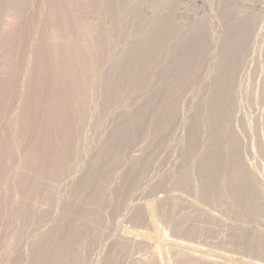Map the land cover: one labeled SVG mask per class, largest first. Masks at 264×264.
<instances>
[{
    "label": "rangeland",
    "instance_id": "374dc122",
    "mask_svg": "<svg viewBox=\"0 0 264 264\" xmlns=\"http://www.w3.org/2000/svg\"><path fill=\"white\" fill-rule=\"evenodd\" d=\"M182 1H184L183 5L185 4L184 6H187L186 8H188L187 10L185 8L186 12L189 10V13L193 12V14L197 15L195 19L197 18L203 19V16L205 15V13L208 14V12L210 11L213 12L214 11L213 9L216 10L215 12L216 14L218 13L217 16H219V12L217 11H220L218 8L223 3L222 0L221 1L219 0L220 3L222 2L221 4L219 3L218 0H217L218 2L214 0L215 3H218L219 5L218 7L217 4L213 3V0L212 1L206 0L205 4L207 1L212 3V5H210V3L207 2L206 4L207 6L205 4L201 5L197 3V1L195 0L194 1L182 0ZM240 1L241 0H233L231 3L232 8L235 6L236 7L240 6L239 5ZM103 2H104L103 0H99V1L98 0L97 1L96 0H82V1L81 0H29V1L25 0L24 4H22L19 9L13 8L15 11L12 9L13 12L15 13H12V10H11L12 7H10L9 9L10 12H9L8 10L9 6L8 8L7 6L5 7L4 4H3L4 6H2L3 7L2 8L3 9L2 10L3 11L2 22L5 28L3 30H5V32L2 30L4 34L0 33V39L2 41L0 44V68H1L0 75L1 73L3 74L0 76V79H1L0 81V102H1L0 107L2 108V105H3V108H2L3 110L0 108V137H1L0 138V147H1L0 152H4V150L5 152L3 153L4 156L0 153L1 155L0 156V161H1L0 167L2 168L0 169V184L2 181L3 183L2 187H4V185L5 187L3 189L0 187V196H1L0 197L1 199L0 200V219H1L0 220V232H1L0 240H3L4 244H6L8 241L11 244L13 242L10 248L17 247L16 245H18V243L20 242L21 245L19 247L21 248L22 246L21 248L22 252L20 248L19 250L22 255L20 254L21 257L18 258L20 260H18L16 257V261L14 264L16 263L17 264L18 263L19 264H25V263L26 264H51V263L58 264V262H60L59 264H62L64 263L62 261H65V260H66L65 264H70V263L72 264L75 261L74 257L77 256L78 258L79 256L82 255L80 253L81 251L83 252L82 256L83 257L85 256V258L81 256L82 259L80 258L76 259L74 264H78V263L79 264H94V263L95 264H125L127 263L126 260L128 261V264H132L136 260L135 258L139 256L140 257L142 255H143L142 257L149 256L148 253L150 249L148 250V248L146 249L144 247L138 248L136 246L128 248L129 246H125L124 244L122 245V243H119V242H117L119 244H115L116 241L113 242V240L116 237L115 236L117 234L116 232H118V230H120L121 232V228H123L124 226H127V227H124L127 229L134 228V225L136 224V222H134V219L136 216H138V214L140 215V211H137L135 208H137L138 205L140 206L143 201L144 203L150 202V201L152 202L154 199L158 198L159 196L165 197L167 195L170 196L172 194H178L180 196H183L182 198L183 200L185 199V202H186V199L191 202L193 200V204L195 203L194 205L198 206L197 209H201V210H198L199 212L196 211L197 212L196 213L192 211L191 207L186 205L185 202L184 203L179 202L177 199H176L177 201L175 199L173 200V202L172 200L171 202L169 201L170 203H168V201L165 202V204L167 203L168 205L167 204L160 205V208L161 207L162 208L161 210L160 209L159 210L162 211V213L159 214L160 211L158 212V216H159L158 225H161L159 227L161 229L164 228V230L168 228L167 234L170 235L169 237L174 238V239L178 238L180 240L185 239L184 241L186 242L188 241L191 243L192 241V244H198L202 247L210 249L211 251L213 250V252H220V253H224L228 255L230 254L233 257L239 258L241 260L245 259L246 261H249V262H254V263L256 262V263L264 264V205H263L264 198L262 195L257 194L258 193L257 190L259 186L262 189H264V186H263L264 185V156H263L264 148H263V145H261L264 142L263 141L264 140V116H262L264 113V51L262 54L260 49L258 50V48L255 47L254 48L255 50H254L253 48H251L252 45H250L251 42H254V45H257V40H255L252 37L255 34V32H253L255 31L254 22H256V24L258 23L260 24L261 23L260 17L258 19L260 20L259 22L257 21V19H253V18L248 19L247 25H245L244 28L242 29L243 31L241 30L237 32L236 30L233 32L231 30L230 32L227 31L228 34H225L224 30L222 31L220 30L221 29L220 25L216 24L221 21L216 16L217 18L213 17V22H216L215 26L217 25L218 28L212 27L214 26L212 24H211L212 28H210V30L212 29V31H214L215 33L208 30L209 28L208 27L209 25H208L206 28V31L208 30L210 33H208V31L206 32L205 28L203 29L200 28L201 30L199 29L198 31L196 29L194 32H191L188 34H182L181 37L177 39L178 41L174 43H172L171 40L169 39L171 37V34H169L170 33L169 30L168 32L166 31L167 28H161L165 30L157 29L156 30L158 32L157 34H159L158 38L156 37L157 34H155L156 31L151 32L158 39L157 41L159 42L160 41L159 39L162 36L164 38H162L159 43L156 41V43L154 44V42L152 43L151 41V44L147 45L150 42L149 41L150 37H148L147 39L149 40L147 39H146L147 41L143 40L144 45L143 43H141L142 47L144 46L143 50H142L141 45H140L141 47L140 49L142 51L139 50V48L137 49L141 52L137 53V50L136 52L134 50L131 53L129 52V55H127L128 53L123 55L122 60H121L122 62L121 61L118 62L119 60L117 61L118 64L116 62V64L118 65L117 70L119 69L118 70L119 72L118 71L115 72L117 73V75L114 77L115 80H100L101 84L103 85V87H100L101 84H97L98 82L93 83V81L95 80V75H98L99 73L101 74H99L98 76L101 77L102 79L101 75L103 72L102 70L101 72L100 71L98 72L97 69L100 70L102 69V67L104 69V66L110 63V60H111L110 58H112L113 53L110 55L109 53H111L110 52L111 49L117 43L116 40L121 38L119 37L118 34H116L118 38L114 39L112 37L111 31L113 29L111 31L109 30L111 29V27H109L111 26L109 24L110 18L107 15L106 10L103 9L104 7ZM250 2L252 4L260 3L259 5L261 6L264 5V2L262 0H250ZM210 6L212 7V9ZM21 8H25V9L22 10ZM209 8L211 10H209ZM256 8L255 10L260 12L259 7L257 6ZM4 9L8 10L6 12L9 15L7 13L4 14L5 13ZM100 9H103V10H100ZM18 10H19V14L21 13L20 11L24 13L23 14L21 13L19 15L17 14ZM215 12L212 13L213 16L216 15L214 14ZM11 15L12 17L14 16L15 19H13ZM16 15H18V17H16ZM106 15L108 19L106 18ZM9 18H11L12 20L11 19L8 20ZM104 19L107 21H105ZM20 20L22 21L20 22ZM253 20H256V21H253ZM162 24L166 26V24L168 23H165V24L162 23ZM13 25L15 26L14 28H12ZM90 26L92 27V29ZM119 26L122 27L121 24ZM52 27L53 28L56 27L57 29L56 28L53 29ZM94 28L96 30H94ZM213 28H215L216 31L218 30L217 34H216V31L213 30ZM8 29L12 31L14 30L15 33L14 31L8 32ZM82 29H83V32L87 33L86 36H84L86 33L83 34V32H80L82 31ZM54 30L55 31L57 30L59 32L56 31L57 32L56 33ZM99 31H102V32H99ZM7 32L8 33L12 32V33L8 34ZM78 32L79 34H82V35H79ZM164 32H167V33H164ZM101 33H103V35ZM213 33L215 35L214 37H213ZM50 34L51 35L53 34V35L49 36ZM90 34H93V35L95 34V35L94 37L92 35V38H90L88 36ZM104 34H105V37H104ZM153 34L151 37H152V40H155L156 38L154 37L153 39ZM164 34H168V36L166 35L167 36L166 37ZM218 34L219 36H216ZM58 35H60L61 37H59ZM64 36L67 37V39H65ZM87 36L89 38H87ZM230 36H231V39H230ZM232 36L234 39H232ZM58 37L61 39H59ZM224 37L234 42L231 41V44H230L228 43V41L230 42V40L227 41ZM50 38L52 39V41ZM71 39L72 41H70ZM79 39L82 42V44L79 41ZM164 39L166 43L165 46L163 43ZM244 39L245 40L247 39L248 40L247 43L249 41L250 43L244 45V43L246 42ZM77 40L78 42H76ZM90 40H92L94 44L92 43V41L90 42ZM103 40L106 41V43ZM169 40L171 43L169 42ZM53 41L57 43V45L52 43ZM63 41L66 42L67 44H65ZM95 41L96 43L98 42L96 45L97 47L95 46L96 44ZM79 42L81 45L79 44ZM85 42H88V44L90 42V44L92 43L93 45L91 44V47L88 45L90 47L89 48L87 45L85 46ZM213 42L215 46L213 45ZM225 42L226 44L229 45V46L227 45L228 46L227 48H226ZM111 43L112 45H110ZM52 44L56 45L55 47H58L59 45L58 47L59 51L56 50L58 48H55V47L52 48L53 47ZM101 44L103 46H101ZM223 44H225L224 45L225 47H223ZM236 44L239 46H236ZM156 45H157L158 50L156 49ZM216 45H217V48H216L217 50H214ZM230 45L231 47L234 45L236 48L233 46L231 50ZM60 46L64 49L63 50L64 54L62 53V48ZM146 46H148L147 49H145ZM160 46L162 48H160ZM109 47H111L110 50H108ZM246 47L250 49H247ZM224 48H226L227 50L229 49L231 50V51L229 50L230 51L229 53H227L228 51H226V53L229 54L228 55L229 57L227 56V54H226L227 57L224 55L225 50H226V49L224 50ZM239 48L240 50L238 51ZM53 49H55V51ZM65 49H68V50H65ZM103 49L104 50L107 49L106 50L107 52L104 51ZM95 50L98 52H96ZM67 51H72L75 54L72 52L69 53ZM90 51L92 53H90ZM235 51H237L238 53H236ZM240 51L241 53H239ZM248 51H249V54H247ZM55 52L58 54L56 55ZM231 53L233 54V56H230ZM130 54L131 55L133 54V57L130 56ZM243 54L245 55L244 57H243ZM86 55H87V59L85 58ZM90 55L92 56L94 55V56L92 57ZM236 55L237 57H235V60H234V56ZM78 57H79V60L77 59ZM58 59L59 61H57ZM65 59H66V62H65ZM79 62H82V63H79ZM71 63L74 67L71 65ZM102 63L104 66L102 65V67L99 66L98 68V64L101 65ZM225 63L227 65L229 64L230 65L226 66ZM232 63L234 65H232ZM86 64L87 65L90 64L92 66L90 65L86 66ZM237 64L238 66H236ZM63 65L65 68L63 67ZM231 65L232 67L233 66L235 67L232 68ZM57 66H59V68L61 67L62 69L61 68L59 69ZM20 69H22L21 70L22 72L20 71ZM13 71L14 73H12ZM58 71L60 73H58ZM114 71L115 70H113V73ZM80 72L82 75L79 74ZM24 74H26V76ZM70 75H71V78H69ZM222 75L224 76L226 75L227 79H225V77ZM79 76L81 77V79L79 78ZM88 76L89 77L92 76V77L87 78ZM144 77H145V80H144ZM219 77L221 78L224 77V78L222 80ZM66 78L67 80L69 78V80L67 81ZM86 78L87 80L89 79L87 82H85ZM92 78H94L93 81L91 80ZM224 79L225 81L227 80L226 81L227 84L225 83ZM210 80L212 81L214 85L211 83ZM216 80L217 82L219 80L221 81L218 82L216 85ZM90 81H92L93 84ZM18 82H20L21 84ZM95 83H96V86L94 85ZM220 83L222 86L220 85ZM23 84L27 90L23 88ZM26 84H27V87H26ZM18 85L19 86L21 85V87H19ZM217 86H221L223 90L217 88ZM91 89H94L93 91L97 93L91 91ZM17 90L19 91V93ZM109 90L113 91V92H110L112 96L109 94ZM98 91H100V93ZM223 92H224L223 97L225 98L221 97ZM91 93H93L95 98L98 96L99 97L96 99L95 98L93 99L92 97L94 96H92ZM218 93L219 94L221 93V94L219 95ZM225 93H227L228 96L230 93L231 95L228 97L227 94L225 95ZM95 94H97V96ZM232 94L235 96H233ZM13 95H15L16 98L18 96L19 99L18 98L15 99V96ZM106 95H108L109 98L108 96L106 97ZM180 95L181 96L187 95V98L192 95L191 98L193 100L189 98L190 101H187L189 99H187L186 96L179 97ZM103 96L106 99L108 98V100L107 101H105L106 99L103 100L104 99ZM84 97L86 98L88 97L91 99L87 100L88 99L87 98L86 99L87 101H86L84 100L85 99ZM111 97H112V100H111ZM233 97L237 98L236 99L237 105L235 104V100ZM179 98H182L183 100L182 101L180 99L181 100L180 104H179ZM185 98L187 100H185ZM12 101L14 102V105ZM81 101L83 102L85 101V102L83 103ZM123 101H126L125 103L127 106L123 103ZM100 103L101 105H99ZM81 104H83L82 106H85V108L82 107ZM91 104L93 106H90ZM183 105L185 108L183 107ZM86 106L87 107L89 106V107L86 108ZM241 107H242V110H241ZM238 108L240 110H238ZM239 111L240 112L242 111L241 113H243L244 111L245 112L241 116L240 115L241 113ZM10 112L13 115L12 117H10L11 116ZM91 113L96 114V116ZM97 113L99 114L98 116H97ZM236 114L237 116H235ZM81 115H85L86 119L89 118L88 116H91V115H94L95 117H97L99 120H101V123H99L98 125L96 124L99 128L96 125L93 127L89 125L88 127L87 120L83 118V116ZM174 115L176 116V118L179 116L181 121H184L186 124L184 122L183 123L180 122L182 124H178L180 119L177 118L178 120L176 121L173 120L175 118ZM15 116L17 117L15 118ZM5 118L7 119L9 118L11 122H9V119L5 120ZM12 118L14 120L16 119L15 120L16 122L13 121ZM237 118L238 119L240 118V119L238 120ZM80 119L82 123L83 121H85L84 125H82ZM12 121L14 122L13 125H12ZM170 123L171 125H169ZM162 127L165 128V131H163L164 133L161 132L162 129L159 132V128H162ZM4 129H7V130H4ZM168 130L169 132H167ZM176 131L178 133L177 135H175ZM172 132H174V134ZM160 133H163L164 135L166 134L165 137H163L164 135ZM172 135L173 137L175 136L177 137L173 138ZM167 136L169 138H167ZM86 137L88 138L90 142L87 140ZM155 137H157V140ZM260 137L263 140L260 139ZM158 138H161V139H158ZM171 138H172V142L174 143L173 146H172L173 143L170 140ZM18 139L20 140L18 141ZM154 139H155V142H157L156 145H159V143L161 145L162 142L166 144L162 143L163 144L162 146L160 145L156 146L154 143ZM173 139H176V141H173ZM257 139L259 141L260 140L262 141L259 142L257 141ZM5 141H8V142H6L5 144L4 143ZM15 141H16V146H15ZM258 142L261 144L258 145L259 144ZM153 144L155 145V147ZM9 145L10 146L12 145V147L14 146L15 147L12 149V147H9ZM138 145L140 148L138 147ZM164 146H166L165 147L166 149L163 148ZM158 147H160L159 150L157 149ZM2 148L3 150L1 151ZM141 148H142V152L140 151ZM14 149L16 150L13 151ZM163 149H165L164 151L171 150V152L169 151L171 154H169L168 151L164 152ZM139 151L141 152V155L139 157L130 159V156L132 154L134 153L138 154L140 153ZM160 151H162V153H165V154L160 153ZM88 153L89 154L92 153L91 159L87 163L82 162V159L84 160V157L86 159L88 158L89 156ZM234 153H237V155L240 154L242 158L246 161V163H248V166L249 167L251 166L250 169L251 170L253 169L256 171L254 173L257 174L258 179L259 180L261 179V181H258L261 185L255 184V186H257L256 187L257 190L253 193V189H252L253 182L252 180L251 182H249L250 180L247 178L248 182H246V184L244 183L243 185L245 186H242L241 188L242 191L246 190L247 192L241 191L243 193L242 194L241 192L238 191L240 193L239 195L240 196L242 195L243 197L241 198L238 195L239 197L238 196L235 197L236 199H234V196L230 192L231 189L228 185L227 187L219 185L218 188H216V186L218 185L217 181L219 180L214 179L215 177H218L216 175L220 174V172L222 173L226 164H229L231 161L232 162H234L235 160L237 161V156L235 157ZM10 154L12 156L13 155L15 156L9 157ZM80 154L82 155V157L83 156L84 157L81 158ZM207 156L210 158H208ZM4 157L8 158L9 163H13L14 161L16 164L7 165L5 163L7 162L6 161L7 158H4ZM176 157H177V160H175ZM2 159H5V160L2 161ZM157 159H158V162H156ZM18 161L19 163H17ZM164 162L166 164H164ZM2 163H4V166L2 165ZM214 163L216 165H219L220 167L218 166L217 168ZM121 164L123 165V167H121L122 166ZM172 164H174V166ZM111 166H113L114 168ZM214 166L216 167L217 171L213 169L215 168ZM107 168L110 170V172ZM112 168L114 170L113 172H112ZM183 168L184 170L182 171ZM206 168L207 170H205ZM4 169H6V172H5L6 174L2 172V170ZM169 169L172 171H170ZM193 169L195 170L197 169L198 172L197 171L194 172ZM212 169L216 173L218 171L220 172H218L217 174L215 173L213 176V173L211 172ZM218 169H223V170L221 171ZM161 171H162V174H161ZM210 172L213 177L210 175ZM184 173H185V176L187 177L182 175ZM197 173L198 174L201 173V174L198 175ZM2 174H4L5 176ZM7 174L8 176H6ZM150 174H152L153 176ZM207 174L210 176H208ZM55 176H57L58 178ZM151 176L153 179L156 178L157 180H159L160 177L161 178L165 177V179L160 180L162 184L164 185V187H162L161 189V185L154 184L156 179L155 180L151 179ZM188 176H190L189 177L190 180L192 179L190 183H189L190 180L188 182L185 181L186 179L188 180ZM49 177L51 179H49ZM180 178L181 180L179 182H181L180 184L182 185H180L178 182V179ZM57 179L59 180L58 182L56 181ZM65 179H67L68 182ZM50 180H52V182ZM162 180L167 184H164ZM207 180L209 181L211 180V183L213 182L215 184L213 185L216 188V192L214 196L209 197L208 199L205 198L204 196L205 193L203 194L202 192L205 189H208L207 187H210V186L201 187V186H206L210 184L209 181H208L209 184L208 182H205ZM63 181H64V184L62 183ZM108 181L110 182V184H108L109 183ZM69 182L71 185L69 184ZM183 182H187L188 185H190L191 183L193 185L194 183V185L187 186V183L185 185V183L183 184ZM59 183L63 184V186L60 185ZM65 184H67V186ZM248 184L250 185L249 187H247ZM196 185H197V189H196ZM199 185L201 189L199 190L201 191V193H199L200 191L198 190ZM51 186L53 187L54 190L51 188ZM103 188H105V192ZM243 188H246V189H243ZM57 190H59V192ZM193 190L195 193L193 192ZM48 191L50 192V194ZM44 192L47 194H45ZM154 192L156 193L154 194ZM197 192L199 194H197ZM249 192L253 193L254 195L250 194ZM57 193L58 194L60 193L61 196L60 194L58 195ZM33 194H35L36 196ZM146 194L148 195L147 196L148 198L146 197ZM248 194L249 196L250 195L251 196L248 197ZM125 195L126 196L128 195L126 198L127 200L125 201L128 204V206L125 202L123 205H118V202L119 204L120 202L122 204V202L125 200V197H126ZM10 196L11 197L13 196L12 199H14V202H15V203L13 202L14 204L12 203ZM3 198L7 203L6 202L4 203V200L2 202ZM219 199L221 201H223L224 199H229V201L226 202V205L224 204L221 205L220 204L221 201ZM8 200H9V203H8ZM95 200L99 203V205H97L98 203ZM16 201L18 204L16 203ZM251 201L253 204L250 203ZM53 203L56 205L53 206ZM134 204L135 205L138 204V205L135 206ZM12 205H13V208H11ZM163 205L164 207L167 206L165 207L166 209H164ZM187 206L190 209L187 208ZM42 207L45 209V211ZM100 207H102L103 209H101ZM93 210L94 211L100 210L99 213H101L102 215L103 220L101 221L102 223L100 224L98 229L95 227L94 223H92L93 225L92 224L86 225V223H81V222H84L81 220L83 219L86 220L89 217L91 218L97 215L96 213L94 214ZM166 210H168V212H166ZM169 210L171 212V214L169 215V220L170 218L174 217V215H175V220L179 218L180 216V219H178V221L179 222L181 221V223H184V224H181V227L183 228L174 230L172 228L171 223L167 222L168 218L166 219V217L168 216L167 214L169 213ZM118 211L120 213L122 211V213L120 214ZM164 211L167 214L163 213ZM178 211H181V212H178ZM204 211L213 212L212 214L214 215L217 214L219 216L218 218L221 221H223L222 224L225 223L226 221L227 226L226 227L223 226V228H222V225L219 226L220 225L218 223L219 220L217 219H215L214 221H209L208 218L205 217ZM16 213H19V214H16ZM39 213H41L42 215ZM50 213H52L54 216ZM87 214L88 215L90 214V215L88 216ZM91 214H93L94 216H91ZM181 214H183V216ZM124 215H127V217ZM163 215L165 216L164 218H163ZM176 215H178V217H176ZM86 216L88 217L86 218ZM181 216L183 217V219ZM106 217L107 219L105 220ZM130 217L131 219H133V221H131ZM63 218L65 219L63 220ZM39 219L40 220L43 219L41 221L42 223L38 221ZM93 219H97V218L95 217ZM172 219L174 220V218ZM34 220H35V223H34ZM56 220L58 222H56ZM136 220L139 221V219H135V221ZM140 220L142 221L143 219H140ZM141 221L137 223L138 225L137 224L135 225V230L136 228L138 230L139 229L143 230V227H145L143 231L148 230V226L146 225V223H144V221H142L141 223ZM78 224L80 225L79 227H78ZM37 225L39 227H37ZM42 225L45 227H43ZM76 225H77V228H76ZM185 225L190 227L187 229L186 232H184V230H186L184 228ZM82 226L84 228H82ZM33 227L35 228V230L30 229ZM48 227H49V231L47 229ZM80 227L82 229H87V230H84L83 232V230H81ZM74 228L77 229L76 230L77 232L74 230L75 234L74 232H71ZM191 228H192V231L194 230L193 232L190 231ZM171 230H173L174 232ZM14 231H17V233ZM28 231H30V233L33 234V236L35 235V237H37V238L33 237L34 239H36L34 242L35 245L34 244L31 245L29 244L30 242L28 243V241H26L28 240V238H25V236L27 235ZM78 231H80V235H82L83 237L78 235L79 234ZM194 232L196 233L195 234L196 238L193 237ZM197 232L199 233L200 236L198 235ZM71 233H73V235ZM16 234H18V236ZM74 236L78 238L79 240L76 239ZM13 237H15L14 238L15 241L13 240ZM71 237H73V239ZM20 238L26 239L25 241L24 239L21 240L24 243L26 242L25 244L23 243L24 245L21 243ZM74 238L76 240H74ZM65 239L68 243L67 242L64 243ZM73 240L74 242H72ZM84 242H86V244H84ZM75 243L78 244L79 246L78 245L76 246ZM110 243L112 246H110ZM113 243L116 246L113 245ZM67 244H69L70 246H67ZM120 244L121 246H123L122 247L123 249L120 248V246H117ZM63 245L65 248H67L66 250L65 248L63 249ZM93 245H96V246H93ZM68 247L69 248L73 247L72 250L73 249L77 250L79 247V249L77 250L78 251L77 253L79 256L76 255L77 254L75 253L76 251L75 252L74 250L71 251ZM115 247H116V250L119 247L118 252H116ZM61 249L64 251V252L62 251V253L64 254L61 253ZM127 250L128 252L126 253ZM65 251H67L70 254V256ZM55 255H57L58 257H55ZM66 255L68 256L66 257ZM72 255H74V257ZM133 255L135 257H133ZM115 256L117 259L115 258ZM72 257L73 259H71ZM129 257H131V259H129ZM58 258H60L59 259L60 261L58 260ZM78 260L81 262H79ZM100 260L102 261L100 262ZM129 261L132 263H129Z\"/></svg>",
    "mask_w": 264,
    "mask_h": 264
},
{
    "label": "bare ground",
    "instance_id": "6f19581e",
    "mask_svg": "<svg viewBox=\"0 0 264 264\" xmlns=\"http://www.w3.org/2000/svg\"><path fill=\"white\" fill-rule=\"evenodd\" d=\"M24 1L25 0H0V33H3L4 34V32H5V30H3V29H5L4 28V24H3V22H2V20H3V7L2 6H4L5 5V7L7 6V8H8V6H9V8H8V10L10 9V7H12L11 8V10L13 9V8H15V9H19L20 7H21V5L22 4H24ZM29 1V0H28ZM82 1V0H81ZM97 1V0H96ZM99 1V0H98ZM104 2V7H103V9L104 10H106V13H107V15L109 16V24L111 25V26H109L108 24V26L109 27H111V29H109L108 27V29L111 31L112 29V31H111V35H112V37L115 39V38H118V36L116 35V34H118L119 35V37H121L120 39H118V40H116V44L114 45V47L111 49V47H109V49L108 50H110L111 49V53H109V55L110 54H112L111 56H112V58H110L111 60H110V63H108L106 66H104L103 65V63L101 64V65H99L98 64V68H99V66H101L102 67V65L104 66V69H103V67H102V69H97L98 70V72L100 71L101 72V70H102V79H101V77H99L98 75L99 74H101V73H99L98 75H95V80L93 81V79L94 78H92L91 80L93 81V83L94 82H98L97 84H101V81L100 80H115V76L117 75V73H115V72H117L118 70H117V68H118V62H120L121 60H122V56L123 55H125L126 53H128L127 55H129V52L131 53V52H133L134 50H135V52H136V50L139 48V50H141L140 48L142 47V45H141V43H143V40H145V41H147V40H149V39H147L148 37H150V42L147 44V45H149V44H151V41H152V43L154 42V44L156 43V41L158 40L157 38H158V36H159V34H157L158 32L156 31L157 29L159 30V29H161V28H167V32H168V30H169V34H171V37L169 38L170 40H171V42L172 43H174V42H176V41H178L177 39H179L180 37H181V35L182 34H188V33H191V32H194L196 29H197V31L200 29V28H205V31H206V28H207V26L209 27L208 28V30L209 31H212V29L210 30V28H212V27H216V28H218V26L216 25L215 26V23L216 22H213V17H216L217 16V14H216V10L215 9H213L214 11L213 12H215L214 14H216L215 16H213V12H208V14H206L205 13V15L203 16V19L202 18H197V19H195V17L197 16V15H195V14H193V12H191V13H189V10L186 12L185 11V8L187 7V6H184L183 5V2L184 1H182V0H103ZM192 1H194V0H192ZM195 1H197V3H199V4H201V5H203V4H205V1L206 0H195ZM212 1V0H211ZM215 1H217V0H215ZM219 1V0H218ZM217 1V2H218ZM221 1V0H220ZM220 1H219V3H220ZM223 1V3H222V5H220V7H219V5H218V3H215L214 2V0H213V3L214 4H217V6L219 7H217L220 11H217V12H219V16H217L218 18H219V20H221L220 22H218V23H216V24H218V25H220V27H221V31L222 30H224V33L225 34H228V32H230L231 30L234 32V31H236L237 30V32H239V31H241L243 28H244V26L245 25H247V23H248V19H251V18H253V19H257V21L259 22L260 20H261V23L259 24H256V22H254L253 24H254V30L255 31H253V32H255V34L253 35V37L252 38H254L255 40H257V45H254V42H251L250 43V41L247 43V39L245 40L246 42L244 43V45L245 44H249L250 43V45H252V47L251 46H249V47H251V48H255V47H257L258 48V50L260 49V51H261V53L263 54V51H264V5H259L260 3H257V4H252L251 2H250V0H241L240 1V6H235V7H233L232 8V6H231V3H232V1L233 0H222ZM263 2H264V0H262ZM207 2H209V1H207ZM207 2H206V4H207ZM262 2V3H263ZM26 3V2H25ZM210 3V2H209ZM220 3V4H221ZM242 3V4H241ZM4 4V5H3ZM205 4V5H206ZM28 5V4H27ZM210 5H212V3H210ZM234 5V4H233ZM99 6V5H98ZM207 6V5H206ZM259 7V9H260V12L259 11H257V10H255V8L256 7ZM4 7V8H5ZM101 7H102V5H101ZM204 7V6H203ZM211 7V6H210ZM213 7H214V5H213ZM60 8V7H59ZM216 8V9H217ZM22 10L23 9H25V8H21ZM103 9H100V10H103ZM188 8H186V10H187ZM208 9V8H207ZM211 9H212V7H211ZM210 8H209V10H211ZM257 9V8H256ZM5 10V9H4ZM8 10H5L4 12V14H6L7 12L6 11H8ZM14 10V9H13ZM13 10H12V13H15V12H13ZM15 11V10H14ZM17 11V10H16ZM9 12H10V10H9ZM21 13H22V11H20ZM17 13V12H16ZM20 13V14H21ZM24 13V12H23ZM22 13V14H23ZM8 14V13H7ZM17 14H19V10H18V13ZM19 14V15H20ZM9 15V14H8ZM13 15V14H12ZM12 15H11V17H12ZM105 15V14H104ZM107 15H106V18L108 19V17H107ZM14 16H15V14H14ZM14 16L12 17L13 19H15L14 18ZM257 16H258V18H257ZM5 17V16H4ZM8 17V16H7ZM16 17H18V15H16ZM100 17V16H99ZM101 17H103V16H101ZM216 17V18H217ZM259 17H260V20H258L259 19ZM190 18H192V19H190ZM11 18H9L8 20H10ZM23 19V18H22ZM101 19V18H100ZM190 19V20H189ZM5 20V19H4ZM12 20V19H11ZM105 20V19H104ZM16 21V20H15ZM22 20H20V22H21ZM105 21H107V20H105ZM166 21V22H165ZM253 21H256V20H253ZM252 21V22H253ZM7 22V21H6ZM18 22V21H17ZM122 22V23H121ZM214 24H213V23ZM19 23V22H18ZM162 23H168V24H166V26L165 25H163ZM8 24V23H7ZM9 24H10V22H9ZM8 24V25H9ZM84 24V23H83ZM88 24V23H87ZM90 24V23H89ZM122 25V27H120L119 25ZM211 24L212 25H214V26H212L211 27ZM12 26V25H11ZM82 26V25H81ZM119 26V27H118ZM6 27H7V25H6ZM15 26L13 25V27L12 28H14ZM91 27V26H90ZM18 28V27H17ZM53 28V27H52ZM56 27H54L53 29H55ZM77 28V27H76ZM78 28H79V26H78ZM96 28V27H95ZM94 28V30H96ZM169 28V29H168ZM52 29V30H53ZM57 29V28H56ZM81 29V28H80ZM86 29V28H85ZM91 29H92V27H91ZM91 29H89V30H91ZM101 29V28H100ZM4 32H3V31ZM6 30H7V28H6ZM88 30V29H87ZM118 30V31H117ZM121 30V31H120ZM161 30H165V29H161ZM201 30V29H200ZM207 30V31H208ZM213 30H215V28H213ZM10 31H12V30H9L8 29V32H10ZM14 31V30H13ZM12 31V32H13ZM55 31V30H54ZM57 31V30H56ZM55 31V32H56ZM93 31V30H92ZM102 31H103V29H102ZM102 31H99V32H102ZM153 31H156V33L155 34H157L156 35V37H155V35L153 34V33H151V32H153ZM206 31V32H207ZM208 31V33H210ZM216 31V30H215ZM226 31V32H225ZM228 31V32H227ZM243 31V30H242ZM7 32V33H8ZM11 32V33H12ZM57 32H59V31H57ZM56 32V33H57ZM65 32V31H64ZM80 32H83V29H82V31H80ZM88 32V31H87ZM94 32V31H93ZM121 32V33H120ZM167 32H164V33H167ZM212 32H214V31H212ZM211 32V33H212ZM217 32H218V30L216 31V34H217ZM11 33H8V34H11ZM14 33H15V31H14ZM13 33V34H14ZM52 33V32H51ZM67 33V32H66ZM65 33V34H66ZM86 32H83V34H85ZM89 33H91V32H89ZM96 33V32H95ZM162 33V32H161ZM215 33V32H214ZM214 33H213V37L215 36L214 35ZM219 33H220V31H219ZM241 33H243V32H241ZM7 34V35H8ZM12 34V35H13ZM49 34V33H48ZM62 34V33H61ZM69 34V33H68ZM76 34H77V32H76ZM78 34H79V32H78ZM102 35H103V33H101ZM152 34H153V39H154V37L156 38L155 40H152ZM206 34V33H205ZM235 34H236V32H235ZM6 35V34H5ZM11 35V36H12ZM53 35V34H52ZM51 34L49 35V36H52ZM70 35H71V33H70ZM74 35V34H73ZM79 35H82V34H79ZM87 35V33L84 35V36H86ZM92 35L93 34H90V35H88L90 38H92ZM95 35V34H94ZM94 35H93V37H94ZM101 35V36H102ZM165 36L167 35L168 36V34H164ZM230 35H231V33H230ZM233 35V34H232ZM249 35V34H248ZM56 36V35H55ZM55 36H54V38H55ZM59 37H61L60 35H58ZM63 36V35H62ZM68 36V35H67ZM76 36V35H75ZM87 36V38H89ZM109 36V35H108ZM166 36V37H167ZM179 36V37H178ZM212 36V35H211ZM216 36H219V34L218 35H216ZM227 36V35H226ZM225 36V37H226ZM237 36V35H236ZM236 36H234V37H236ZM57 37V36H56ZM58 37V38H59ZM65 37V36H64ZM70 37V36H69ZM79 37V36H78ZM82 37V36H81ZM97 37V36H96ZM100 37V36H99ZM104 37H105V34H104ZM103 37V38H104ZM160 37H161V35H160ZM224 37V38H225ZM241 37V36H240ZM53 38V39H54ZM86 38V37H85ZM86 38V39H87ZM107 38H109V37H107ZM162 38H164L163 36L159 39L160 41H161V39ZM167 38V39H168ZM51 39V38H50ZM57 39V38H56ZM59 39H61V38H59ZM64 39V38H63ZM65 39H67V37H65ZM70 39V38H69ZM95 39V38H94ZM93 39V40H94ZM147 39V40H146ZM209 39V38H208ZM227 41L228 40H230L231 39V36H230V39H227V38H225ZM232 39H234L233 38V36H232ZM97 40V39H96ZM170 40H169V42H170ZM218 40V39H217ZM235 40H236V38H235ZM51 41H52V39H51ZM51 41H50V43H51ZM61 41V40H60ZM70 41H72V39L70 40ZM79 41H80V39H79ZM83 41V40H82ZM86 41V40H85ZM89 41V40H88ZM92 40H90V42H91ZM104 41V40H103ZM111 41V40H110ZM159 41V42H160ZM219 41V40H218ZM217 41V42H218ZM223 41H224V39H223ZM226 41V42H227ZM231 41L232 40H230V42L228 41V43H230L231 44ZM1 39H0V44H1ZM64 42V41H63ZM76 42H78V40L76 41ZM81 42V41H80ZM80 42H79V44H80ZM90 42H89V44H88V42H85V46L87 45H89L90 47H91V44L93 43L94 44V42L92 41V43L90 44ZM99 42H101V41H99ZM105 43H106V41H104ZM108 42V41H107ZM158 42V41H157ZM158 42V43H159ZM170 42V43H171ZM226 42H225V44H226ZM232 42H234V41H232ZM52 43H54V44H56L57 45V43H55L54 41L52 42ZM65 44H67L66 42H64ZM95 43H96V41H95ZM98 43V42H97ZM97 43L95 44V46L97 45ZM110 43V42H109ZM164 46L166 45V43H165V39H164ZM71 44V43H70ZM81 44H82V42H81ZM80 44V45H81ZM92 44V45H93ZM103 44V43H102ZM101 44V46H103ZM146 44V43H145ZM225 44H223V47H225L224 45ZM49 45V44H48ZM56 45H53L52 44V48H54ZM84 45V44H83ZM109 45V44H108ZM110 45H112V43L110 44ZM140 45H141V47H140ZM143 45H144V43H143ZM160 45H161V43H160ZM212 45V44H211ZM213 45H214V42H213ZM228 44H226V48L229 46H227ZM235 45V44H234ZM233 45V46H234ZM64 46V45H63ZM70 46H72V45H70ZM75 46V45H74ZM88 46V47H89ZM105 46V45H104ZM215 46V45H214ZM213 46V47H214ZM232 46V47H233ZM236 46H239V45H237L236 44ZM240 46H242V45H240ZM49 47V46H48ZM58 47H59V45H58ZM58 47H55V48H58ZM61 47V46H60ZM67 47H68V45H67ZM78 47V46H77ZM88 47H86V48H88ZM89 47V48H90ZM94 47V46H93ZM97 47V46H96ZM107 47V46H106ZM144 47V46H143ZM143 47H142V50H143ZM151 47V46H150ZM212 47V46H211ZM221 47H222V45H221ZM230 47H231V45H230ZM232 47H231V50H232ZM235 47V46H234ZM244 47V46H243ZM62 48V47H61ZM61 48H60V50H61ZM79 48H80V46H79ZM108 48V47H107ZM148 48V46H146L145 47V49H147ZM159 48V47H158ZM160 48H162L161 46H160ZM165 48V47H164ZM217 48V45H216V47H215V49L214 50H217L216 49ZM226 48H224V50L226 49ZM236 48V47H235ZM245 48V47H244ZM247 48V47H246ZM50 49V48H49ZM73 49V48H72ZM74 49H75V47H74ZM73 49V50H74ZM92 49V48H91ZM156 49H157V45H156ZM221 49H223V48H221ZM229 49V48H228ZM247 49H250V48H247ZM54 51H55V49H53ZM57 51H59V48L58 49H56ZM63 48H62V53L64 54V52H63ZM65 50H68V49H65ZM70 50V49H69ZM104 50V49H103ZM107 50V49H106ZM106 50H104V51H106ZM139 50H137V53L138 52H141V51H139ZM155 50V49H154ZM158 50V49H157ZM156 50V51H157ZM161 50V49H160ZM163 50V49H162ZM223 50V51H224ZM230 50V49H229ZM229 50H225V56H226V54L227 53H229L230 51ZM233 50H235V49H233ZM240 50V48L238 49V51ZM255 50V49H254ZM49 51V50H48ZM56 51V52H57ZM96 51V50H95ZM222 51V52H223ZM226 51H228L227 53H226ZM245 51V50H244ZM55 52V53H56ZM67 52H69V53H71L72 51H67ZM81 52V51H80ZM88 52H89V50H88ZM94 52V51H93ZM96 52H98V51H96ZM100 52H101V50H100ZM107 52V51H106ZM105 52V53H106ZM134 52V53H135ZM162 52V51H161ZM221 52V51H220ZM236 53H238L237 51H235ZM54 53V54H55ZM72 53H74V52H72ZM77 53V52H76ZM79 53V52H78ZM90 53H92L91 51H90ZM164 53V52H163ZM239 53H241V51L239 52ZM246 53V52H245ZM251 53V52H250ZM58 53H56V55H57ZM66 54V53H65ZM75 54V53H74ZM81 54V53H80ZM97 54V53H96ZM136 54V53H135ZM134 54V55H135ZM159 54H160V52H159ZM232 54V53H231ZM230 54V56H233V54L231 55ZM247 54H249V51L247 52ZM260 54V53H259ZM53 55V54H52ZM82 55V54H81ZM108 55V56H109ZM229 54H227V56H228ZM234 55H235V53H234ZM253 55V54H252ZM89 56V55H88ZM90 56H92V55H90ZM94 56V55H93ZM92 56V57H93ZM107 56V57H108ZM130 56H132L133 57V54L131 55L130 54ZM226 56V57H227ZM239 56V55H238ZM242 56V55H241ZM245 55L243 54V57H244ZM259 56V55H258ZM56 57V56H55ZM61 57V56H60ZM121 57V58H120ZM135 57V56H134ZM229 57V56H228ZM235 57H237V55L236 56H234V60H235ZM75 58V57H74ZM86 59H87V55H86V57H85ZM91 58V57H90ZM109 58H108V60H109ZM230 58H232V57H230ZM51 59V58H50ZM53 59V58H52ZM73 59V58H72ZM78 60H79V57L77 58ZM240 59H241V57H240ZM245 59V58H244ZM243 59V60H244ZM257 59V58H256ZM91 60V59H90ZM94 60V59H93ZM119 60V61H118ZM258 60V59H257ZM54 61V60H53ZM57 61H59V59L57 60ZM76 61V60H75ZM92 61V60H91ZM118 61V62H117ZM228 61V60H227ZM231 61V60H230ZM233 61V60H232ZM239 61H241V60H239ZM248 61V60H247ZM250 61V60H249ZM64 62V61H63ZM65 62H66V59H65ZM70 62V61H69ZM69 62H67V63H69ZM72 62V61H71ZM73 62H74V60H73ZM72 62V63H73ZM105 62V61H104ZM116 62H117V64H116ZM122 62V61H121ZM126 62V61H125ZM234 62V61H233ZM61 63V62H60ZM72 63H71V65H72ZM79 63H82V62H79ZM88 63V62H87ZM90 63V62H89ZM227 63V62H226ZM225 63V64H226ZM92 64V63H91ZM94 64V63H93ZM126 64V63H125ZM228 64V63H227ZM226 64V66H229V65H227ZM243 64V63H242ZM9 65H11V64H9ZM8 65V66H9ZM57 65H58V63H57ZM60 65V64H59ZM70 65V64H69ZM84 65V64H83ZM88 65H90V64H88ZM87 64H86V66H88ZM96 65V64H95ZM127 65V64H126ZM232 65H234L233 63H232ZM232 65H231V67H232ZM7 66V67H8ZM73 66V65H72ZM82 66V65H81ZM90 66H92V65H90ZM124 66V65H123ZM225 66V67H226ZM236 66H238V64L236 65ZM254 66V65H253ZM5 67V66H4ZM11 67V66H10ZM53 67V66H52ZM58 68H59V66H57ZM63 67H64V65H63ZM74 67V66H73ZM78 67V66H77ZM96 67V66H95ZM235 66H233L232 68H234ZM21 68V67H20ZM61 68V67H60ZM59 68V69H60ZM65 68V67H64ZM76 68V67H75ZM91 68V67H90ZM93 68V67H92ZM119 68H120V66H119ZM227 68V67H226ZM245 68V67H244ZM1 69V68H0ZM56 69V68H55ZM62 69V68H61ZM71 69H73V68H71ZM229 69V68H228ZM16 70H18V69H16ZM22 69H20V71H21ZM58 70V69H57ZM113 70H115L114 71V73H113ZM232 70V69H231ZM25 71H26V69H25ZM24 71V72H25ZM52 71H53V69H52ZM82 71V70H81ZM6 72V71H5ZM19 72V71H18ZM22 72V71H21ZM67 72V71H66ZM84 72V71H83ZM119 72V71H118ZM12 73H14V71L12 72ZM57 73V72H56ZM58 73H60L59 71H58ZM85 73V72H84ZM22 74V73H21ZM67 74V73H66ZM79 74H81V72L79 73ZM93 74H94V72H93ZM249 74V73H248ZM1 75H3L2 73H1ZM0 75V76H1ZM19 75V74H18ZM25 76H26V74H24ZM82 75V74H81ZM84 75V74H83ZM91 75V74H90ZM89 75V76H90ZM5 76V75H4ZM24 76V77H25ZM51 76V75H50ZM68 76V75H67ZM87 77V78H91V77ZM138 76V75H137ZM137 76H136V78H137ZM221 76V75H220ZM222 76H224V75H222ZM242 76V75H241ZM225 77V79H227L226 77V75L224 76ZM224 77H219V78H221L222 80H223V78ZM231 77V76H230ZM5 78V77H4ZM7 78V77H6ZM56 78V77H55ZM60 78V77H59ZM69 78H71V75H70V77ZM69 78H68V80H69ZM77 78V77H76ZM79 78L81 79V77L79 76ZM87 78H86V80L85 79H83V80H85V82H87L88 80H87ZM63 79V78H62ZM225 79H224V81H225ZM229 79V78H228ZM4 80V79H3ZM9 80V79H8ZM12 80V79H11ZM14 80V79H13ZM20 80V79H19ZM66 80H67V78H66ZM67 80V81H68ZM76 80H78V79H76ZM141 80H142V78H141ZM144 80H145V77H144ZM0 81H1V79H0ZM18 81V80H17ZM81 81V80H80ZM92 81H90L91 83H92ZM211 81V80H210ZM221 80H219L218 82H220ZM227 81V80H226ZM226 81H225V83H226ZM244 81V80H243ZM62 82V81H61ZM84 82V81H83ZM217 80H216V85H217ZM3 83V82H2ZM18 83H20V82H18ZM23 83V82H22ZM82 83V82H81ZM92 83V84H93ZM96 83L94 84L95 86H96ZM211 83H212V81H211ZM222 83H224V82H222ZM232 83H234V82H232ZM238 83V82H237ZM240 83V82H239ZM11 84V83H10ZM9 84V85H10ZM14 84V83H13ZM17 84V83H16ZM21 84V83H20ZM65 84V83H64ZM89 84V83H88ZM213 84V83H212ZM227 84V83H226ZM225 84V85H226ZM86 85H87V83H86ZM214 85V84H213ZM220 85H221V83H220ZM224 85V86H225ZM239 85V84H238ZM13 86V85H12ZM19 86V85H18ZM94 86V87H95ZM222 86V85H221ZM221 86H217V88H219V89H221V90H223L222 88H221ZM223 86V87H224ZM227 86V85H226ZM236 86V85H235ZM19 87H21V85L19 86ZM26 87H27V84H26ZM91 87V86H90ZM92 87H93V85H92ZM99 87V86H98ZM100 87H103V85L101 84L100 85ZM3 88V87H2ZM14 88V87H13ZM23 88H25L24 87V84H23ZM52 88V87H51ZM75 88V87H74ZM215 88V87H214ZM26 89V88H25ZM101 89V88H100ZM14 90V89H13ZM27 90V89H26ZM52 90V89H51ZM60 90H62V89H60ZM71 90V89H70ZM72 90H74V89H72ZM82 90V89H81ZM94 89H91V91H93ZM96 90V89H95ZM98 90V89H97ZM229 90V89H228ZM227 90V91H228ZM239 90V89H238ZM237 90V91H238ZM16 91V90H15ZM14 91V92H15ZM18 91V90H17ZM101 91V90H100ZM100 91H98L99 93H100ZM215 91V90H214ZM236 91V92H237ZM8 92H9V90H8ZM75 92V91H74ZM85 92V91H84ZM90 92V91H89ZM93 92H95V91H93ZM110 92H113L112 90H109V94H110ZM218 92V91H217ZM221 92V91H220ZM229 92V91H228ZM235 92V91H234ZM10 93H11V91H10ZM18 93H19V91H18ZM17 93V94H18ZM20 93H22V92H20ZM54 93V92H53ZM95 93H97V92H95ZM9 94V93H8ZM7 94V95H8ZM15 94V93H14ZM23 94H24V92H23ZM92 94V96H94L93 95V93H91ZM90 94V95H91ZM219 94V93H218ZM221 94V93H220ZM219 94V95H220ZM223 94H224V92L222 93V96L221 97H223ZM227 93H225V95H226ZM6 95V96H7ZM11 95H12V93H11ZM20 95V94H19ZM80 95V94H79ZM89 95V94H88ZM96 96H97V94H95ZM111 95V94H110ZM214 95V94H213ZM231 95V93L229 94V96ZM233 95V94H232ZM13 96H15V95H13ZM81 96H82V94H81ZM100 96H101V94H100ZM108 95H106V97H107ZM112 96V95H111ZM183 97H185L186 96V98H187V95H182ZM181 95L179 96V97H182ZM192 96V95H191ZM191 96L190 97H188L187 99H189V98H191ZM215 96V95H214ZM227 96H228V94H227ZM228 96V97H229ZM233 96H235V95H233ZM3 97H5V96H3ZM10 97V96H9ZM99 97V96H98ZM98 97H96V98H98ZM217 97V96H216ZM17 98H18V96H17ZM16 98V96H15V99H17ZM78 98V97H77ZM80 98V97H79ZM85 99L84 100H86L87 98L86 97H84ZM93 99L95 98V96L94 97H92ZM95 98V99H96ZM103 100H105L106 98L103 96ZM108 98H109V96H108ZM108 98L105 100V101H107L108 100ZM185 98V100H187ZM215 98V97H214ZM223 98H225V97H223ZM234 98V97H233ZM19 99V98H18ZM21 99V98H20ZM83 99V98H82ZM91 98H88L87 100H90ZM101 99V98H100ZM182 100V98H179V104H180V101ZM192 99V98H191ZM236 99L237 98H234V100H235V104L237 105V103H236ZM4 100V99H3ZM8 100H9V98H8ZM86 100V101H87ZM110 100V99H109ZM111 100H112V97H111ZM123 100V99H122ZM193 100V99H192ZM11 101V100H10ZM19 101V100H18ZM21 101H23V100H21ZM77 101V100H76ZM183 101V100H182ZM187 101H190V99L189 100H187ZM13 102V101H12ZM16 102V101H15ZM81 102H83V101H81ZM85 102V101H84ZM83 102V103H84ZM126 101H123V103L126 105V103H125ZM1 103V102H0ZM4 103V102H3ZM29 103V102H28ZM88 103V102H87ZM86 103V104H87ZM128 103V102H127ZM182 103V102H181ZM184 103H185V101H184ZM187 103H189V102H187ZM240 103V102H239ZM23 104H24V102H23ZM30 104V103H29ZM11 105V104H10ZM13 105H14V102H13ZM12 105V106H13ZM16 105V104H15ZM19 105V104H18ZM26 105V104H25ZM83 104H81V106H82ZM88 105V104H87ZM98 105V104H97ZM99 105H101V103L99 104ZM185 105V104H184ZM184 105H183V107H184ZM90 106H93L92 104L90 105ZM124 106V105H123ZM127 106V105H126ZM240 106V105H239ZM5 107H6V105H5ZM15 107V106H14ZM19 107V106H18ZM26 107V106H25ZM29 107V106H28ZM82 107H84L85 108V106H82ZM82 107H80V108H82ZM89 107V106H88ZM87 106H86V108H88ZM97 107V106H96ZM181 107V106H180ZM238 107V106H237ZM1 108V107H0ZM2 108H3V105H2ZM1 108V109H2ZM95 108V107H94ZM182 108V107H181ZM180 108V109H181ZM185 108V107H184ZM8 109V108H7ZM16 109V108H15ZM20 109V108H19ZM24 109V108H23ZM27 109V108H26ZM3 110V109H2ZM1 110V111H2ZM12 110V109H11ZM182 110H184V109H182ZM236 110V109H235ZM238 110H240L239 108H238ZM237 110V111H238ZM241 110H242V107H241ZM13 111V110H12ZM19 111V110H18ZM93 111V110H92ZM181 111V110H180ZM237 111H235V112H237ZM20 112V111H19ZM25 112V111H24ZM98 112V111H97ZM100 112V111H99ZM179 112V111H178ZM178 112H176V113H178ZM240 112V111H239ZM238 112V113H239ZM242 112V111H241ZM240 112V113H241ZM245 112V111H244ZM243 112V113H244ZM11 113V112H10ZM14 113H15V111H14ZM87 113V112H86ZM243 113H241L240 115L242 116V114ZM24 114V113H23ZM91 114H94V113H91ZM7 115V114H6ZM9 115V114H8ZM19 115H20V113H19ZM89 115H90V113H89ZM95 116H96V114H94ZM94 115H91V116H88L89 118H85L86 116L85 115H81V116H83V118H85L86 120H87V122H88V127H89V125H91L92 127L93 126H95L96 124L98 125L99 123H101V120H99L97 117H95ZM99 114L97 113V116H98ZM183 115H184V113H183ZM239 115V114H238ZM239 115V116H240ZM245 115V114H244ZM243 115V116H244ZM13 115H12V113H11V116L10 117H12ZM62 116V115H61ZM175 116V115H174ZM235 116H237V114L235 115ZM240 116V117H241ZM262 116H264V113H263V115ZM8 117V116H7ZM17 116H15V118H16ZM246 117V116H245ZM14 118V117H13ZM12 118V119H13ZM19 118V117H18ZM65 118V117H64ZM64 118H63V120H64ZM97 118V119H96ZM174 118V117H173ZM175 118H176V116H175ZM173 119V120H178V119H180V117L178 116L176 119ZM244 118V117H243ZM243 118H241V119H243ZM7 118H5V120H6ZM9 119V118H8ZM7 119V120H8ZM23 119V118H22ZM26 119V118H25ZM25 119H24V121H25ZM30 119V118H29ZM72 119V118H71ZM84 119V120H85ZM238 119V118H237ZM240 119V118H239ZM238 119V120H239ZM245 119V118H244ZM3 120V119H2ZM16 120V119H15ZM14 119H13V121H15ZM184 120H185V118H184ZM4 121V120H3ZM12 121V125H13V122ZM80 121H81V119H80ZM172 121V120H171ZM9 122H11V120L9 119ZM16 122V121H15ZM23 122V121H22ZM84 122L85 121H83V123H82V121H81V123H82V125H84ZM98 122V123H97ZM173 122V121H172ZM171 122V123H172ZM180 122H184V121H181V119H180V121L178 122V124H182V123H180ZM187 122V121H186ZM258 122H260V121H258ZM5 123H6V121H5ZM4 123V124H5ZM8 123V122H7ZM18 123H20V122H18ZM171 123L169 124V125H171ZM185 123V122H184ZM175 124H176V122H175ZM186 124V123H185ZM3 125V124H2ZM77 125V124H76ZM79 125V124H78ZM96 125V126H97ZM86 126V125H85ZM86 126V127H87ZM185 126V125H184ZM20 127V126H19ZM91 127V128H92ZM98 127V126H97ZM169 127H171V126H169ZM74 128H76V127H74ZM99 128V127H98ZM164 127H162V128H159V132L161 131V129H162V131L161 132H163V131H165V128L163 129ZM168 128V127H167ZM167 128H166V130H167ZM12 129V128H11ZM11 129H10V131H11ZM88 129V128H87ZM169 129V128H168ZM4 130H7V129H4ZM4 130H2V131H4ZM22 130V129H21ZM20 130V131H21ZM86 130V129H85ZM90 130V129H89ZM51 131V130H50ZM172 131V130H171ZM23 132V131H22ZM73 132V131H72ZM71 132V133H72ZM159 132H157V133H159ZM167 132H169V130L167 131ZM6 133V132H5ZM27 133V132H26ZM164 133V132H163ZM163 133H160V134H163ZM173 134H174V132H172ZM2 134V133H1ZM15 134H17V133H15ZM178 133H177V131H176V133H175V135H177ZM3 135V134H2ZM8 135V134H7ZM13 135V134H12ZM17 135H19V134H17ZM164 135V134H163ZM166 135V134H165ZM165 135L163 136V137H165ZM169 135V134H168ZM85 136V135H84ZM87 136V135H86ZM90 136V135H89ZM155 136H156V134H155ZM9 137V136H8ZM158 137V136H157ZM157 137H155L156 138V140H157ZM160 137V136H159ZM171 137V136H170ZM172 137H173V135H172ZM175 137H177V136H175ZM175 137H173V138H175ZM1 138V137H0ZM67 138V137H66ZM87 138V137H86ZM167 138H169L168 136H167ZM14 139V138H13ZM17 139V138H16ZM158 139H161V138H158ZM260 139H262L261 137H260ZM5 140V139H4ZM8 140V139H7ZM20 139H18V141H19ZM58 140V139H57ZM87 140H88V138H87ZM86 140V141H87ZM152 140H153V138H152ZM164 140V139H163ZM168 140V139H167ZM171 140V142H172V138L170 139ZM263 140V139H262ZM262 140H260V141H262ZM72 141V140H71ZM85 141V142H86ZM89 141V140H88ZM173 141H176V139H173ZM257 141H259L258 139H257ZM259 141V142H260ZM264 141V140H263ZM6 142H8V141H5L4 143L6 144ZM74 142V141H73ZM82 142V141H81ZM84 142V141H83ZM90 142V141H89ZM92 142V141H91ZM150 142H151V140H150ZM161 142H162V140H161ZM168 142V141H167ZM170 142V143H171ZM258 142V143H259ZM12 143V142H11ZM62 143V142H61ZM154 143H155V145H156V143L157 142H155V139H154ZM162 143H164V142H162ZM161 143V145H160V143H159V145L160 146H162L163 144ZM170 143H168V144H170ZM173 143V142H172ZM19 144V143H18ZM51 144H53V143H51ZM85 144V143H84ZM164 144H166V143H164ZM176 144V143H175ZM261 143H259L258 145H260ZM69 145V144H68ZM71 145V144H70ZM88 145H90V144H88ZM87 145V146H88ZM143 145V144H142ZM151 145V144H150ZM154 145V144H153ZM152 145V146H153ZM155 145H154V147H155ZM159 145H156V146H159ZM174 145V143L172 144V146ZM261 145H263V148H264V142H263V144H261ZM2 146V145H1ZM15 146H16V141H15ZM14 146V147H15ZM17 146H19V145H17ZM58 146V145H57ZM66 146V145H65ZM135 146V145H134ZM141 146V145H140ZM148 146V145H147ZM176 146V145H175ZM9 147H12V145L10 146L9 145ZM14 147H12V149L14 148ZM61 147V146H60ZM138 147H139V145H138ZM166 146H164L163 148H165ZM261 147V146H260ZM1 148V147H0ZM6 148V147H5ZM19 148V147H18ZM65 148V147H64ZM63 148V149H64ZM91 148H92V146H91ZM140 148V147H139ZM159 148L160 147H158L157 149L159 150ZM162 148V147H161ZM71 149H72V147H71ZM156 149V148H155ZM166 149V148H165ZM165 149H163V151L165 150ZM172 149V148H171ZM176 149H177V147H176ZM260 149V148H259ZM3 150V148L1 149V151ZM16 149H14L13 151H15ZM84 150V149H83ZM132 150H134V149H132ZM137 150V149H136ZM152 150V149H151ZM150 150V151H151ZM161 150V149H160ZM80 151V150H79ZM91 151V150H90ZM141 152H142V148H141V150H140ZM139 151V152H140ZM168 151V150H167ZM167 151H164V152H167ZM170 152H171V150H169ZM168 151V153L169 154H171L170 152ZM177 151V150H176ZM4 152H5V150H4ZM4 152H0L2 155H3V153ZM20 152V151H19ZM87 152H88V150H87ZM131 152V151H130ZM136 152V151H135ZM141 152L140 153H138V154H132L131 156H130V159H133V158H135V157H139L140 155H141ZM178 152V151H177ZM77 153V152H76ZM84 153V152H83ZM82 153V154H83ZM90 153V152H89ZM88 153V154H89ZM137 153V152H136ZM154 153H155V151H154ZM159 153V152H158ZM160 153H162V151H160ZM159 153V154H160ZM167 153V154H168ZM18 154V153H17ZM78 154V153H77ZM130 154V153H129ZM162 154H165V153H162ZM239 154V153H238ZM20 155V154H19ZM73 155V154H72ZM81 155V154H80ZM156 155V154H155ZM211 155V154H210ZM233 155V154H232ZM234 155H235V157L237 156V161L235 160L234 162H230L229 164H226L225 165V168H224V170L223 169H218V170H223L222 171V173L220 172V171H218V172H220V174H218V175H216V176H218V177H215L214 179H216V180H219V181H217L218 182V185L216 186V188H218V186L219 185H222V186H224V187H227V185L230 187V189H231V193L233 194V196H234V199H236L235 197H237L240 193L239 192H241L242 190H241V188H242V186H245V185H243L244 183L246 184V182H248V179L250 180L249 182H251V180H252V182H253V185H252V189H253V193L257 190L256 189V187L257 186H255V184L256 185H261L258 181H261V179L259 180L258 179V177H257V174L256 173H254V172H256L255 170H251L250 169V167L248 166V163H246V161L242 158V156L239 154V155H237V153H234ZM1 156V155H0ZM4 156V155H3ZM6 156V155H5ZM12 155L10 154V156L9 157H11ZM13 156H15V155H13ZM12 156V157H13ZM85 156H87V155H85ZM91 156H92V153L91 154H89V156H88V158L86 159L84 156V160L82 159V162H84V163H87V162H89V160L91 159ZM159 156V155H158ZM263 156H264V154H263ZM72 157V156H71ZM78 157H79V155H78ZM81 158H83L82 157V155L80 156ZM168 157V156H167ZM166 157V158H167ZM208 157V156H207ZM4 158H7V157H4ZM76 158V157H75ZM163 158V157H162ZM169 158V157H168ZM208 158H210V157H208ZM9 159H11V158H9ZM13 159V158H12ZM72 159V158H71ZM161 159V158H160ZM164 159V158H163ZM213 159V158H212ZM5 159H2V161H4ZM15 160V159H14ZM17 160V159H16ZM155 160V159H154ZM153 160V161H154ZM175 160H177V157H176V159ZM211 160V159H210ZM6 161L8 162H5L7 165H9V164H16L14 161H13V163H9V161H8V158L6 159ZM12 161V160H11ZM20 161V160H19ZM19 161L17 162V163H19ZM124 161V160H123ZM148 161V160H147ZM1 162V161H0ZM156 162H158V159H157V161ZM166 162V161H165ZM164 162V164H166ZM120 163V162H119ZM172 163V162H171ZM170 163V164H171ZM160 164H161V162H160ZM163 164V165H164ZM211 164H212V162H211ZM215 164V163H214ZM219 164V163H218ZM2 165L4 166V163H2ZM19 165V164H18ZM20 165H21V163H20ZM122 165V164H121ZM173 166H174V164H172ZM216 165V164H215ZM221 165V164H220ZM2 166V167H3ZM6 166V165H5ZM218 166L219 165H216V167L218 168ZM15 167V166H14ZM17 167V166H16ZM111 167H113V166H111ZM121 167H123V165L121 166ZM151 167V166H150ZM171 167V166H170ZM209 167V166H208ZM207 167V168H208ZM215 167V166H214ZM216 167L215 168H213L214 170H216L217 171V169H216ZM220 167V166H219ZM6 168V167H5ZM20 168V167H19ZM114 168V167H113ZM113 168H112V172L114 171L113 170ZM173 168V167H172ZM172 168H170V169H172ZM197 168V167H196ZM207 168L205 169V170H207ZM222 168V167H221ZM0 169H2L1 167H0ZM18 169V168H17ZM16 169V170H17ZM108 169V168H107ZM169 169V170H170ZM212 169V173H213V176H214V174L216 173L214 170ZM75 170V169H74ZM109 170V169H108ZM168 170V169H167ZM184 170V168L182 169V171ZM194 170V172L195 171H197V169L195 170V169H193ZM145 171V170H144ZM144 171H143V173H144ZM170 171H172V170H170ZM170 171H169V173H170ZM214 171V172H213ZM2 172H4V174H6L5 172H6V169H4V170H2ZM17 172V171H16ZM53 172H55V171H53ZM109 172H110V170H109ZM120 172V171H119ZM122 172V171H121ZM166 172V171H165ZM168 172V171H167ZM186 172V171H185ZM198 172V171H197ZM200 172V171H199ZM202 172V171H201ZM208 172V171H207ZM211 172H210V175H211ZM217 172V173H218ZM79 173V172H78ZM164 173V172H163ZM183 173V172H182ZM192 173H193V171H192ZM206 173V172H205ZM216 173V174H217ZM4 174H2V175H4ZM121 174V173H120ZM161 174H162V171H161ZM187 174V173H186ZM189 174H190V172H189ZM198 174V173H197ZM199 174H201V173H199ZM198 174V175H199ZM61 175V174H60ZM147 175V174H146ZM150 175H152V174H150ZM183 176H185V173L184 174H182ZM188 175V174H187ZM194 175V174H193ZM208 175V174H207ZM210 175H208V176H210ZM5 176V175H4ZM6 176H8V174L6 175ZM18 176V175H17ZM71 176V175H70ZM153 176V175H152ZM152 176H151V179H153L152 178ZM156 176V175H155ZM157 176H158V174H157ZM163 176V175H162ZM212 176V175H211ZM212 176V177H213ZM52 177V176H51ZM55 177H57V176H55ZM180 177H182V176H180ZM185 177H187V176H185ZM190 176H188V180L186 179H184L185 181H189L190 180V178H189ZM193 177V176H192ZM199 177V176H198ZM19 178V177H18ZM53 178V177H52ZM58 178V177H57ZM68 178V177H67ZM71 178V177H70ZM69 178V179H70ZM115 178V177H114ZM159 178V177H158ZM184 178V177H183ZM183 178H182V180H183ZM201 178H203V177H201ZM248 178V179H247ZM7 179V178H6ZM5 179V180H6ZM49 179H51L50 177H49ZM55 179V178H54ZM63 179V178H62ZM87 179V178H86ZM116 179V178H115ZM156 179V178H155ZM155 179H153V180H155ZM161 179H165V177L164 178H161L160 177V179L159 180H157L156 179V181H155V183H154V181H153V183L154 184H159V185H161V189H162V187H164V185L162 184V182L160 181ZM167 179V178H166ZM199 179V178H198ZM53 180V179H52ZM52 180H50L51 182H52ZM66 181H67V179H65ZM71 180V179H70ZM74 180V179H73ZM88 180V179H87ZM108 180V179H107ZM181 180V178L180 179H178V182ZM192 180V179H191ZM191 180L189 181V183L191 182ZM12 181V180H11ZM57 182L59 181L58 179L56 180ZM65 181V182H66ZM89 181H90V179H89ZM89 181H87V182H89ZM112 181V180H111ZM137 181V180H136ZM152 181V180H151ZM163 181V180H162ZM209 180H207V181H205V182H208ZM212 181H214V180H212ZM49 182V181H48ZM50 182V183H51ZM68 182V181H67ZM76 182V181H75ZM109 182V181H108ZM107 182V183H108ZM117 182H118V180H117ZM138 182V181H137ZM157 182V183H156ZM161 182V183H160ZM187 182H183V184L185 183V185H186V183ZM193 182V181H192ZM195 182V181H194ZM197 182V181H196ZM209 182H210V184H212V185H210L209 184ZM208 182V184L209 185H206V186H201V187H207V186H210V187H207L208 189H205L202 193L204 194V196H205V198H209V197H213L214 196V194H215V192H216V188H215V184L212 182L211 183V180ZM10 183V182H9ZM13 183V182H12ZM63 184H64V181L62 182ZM74 183V182H73ZM73 183H72V185H73ZM163 183L164 184H167V183H165L164 181H163ZM181 182H179V184H180ZM52 184V183H51ZM55 184V183H54ZM60 184V183H59ZM63 184H60V185H62L63 186ZM69 184H70V182H69ZM76 184V183H75ZM108 184H110V182L108 183ZM117 184V183H116ZM214 184V185H213ZM1 186V188L3 189L4 187H5V185H4V187H2V185H3V183H2V181H1V184H0ZM7 185V184H6ZM9 185V184H8ZM66 186H67V184H65ZM71 185V184H70ZM79 185H80V183H79ZM112 185V184H111ZM110 185V186H111ZM118 185V184H117ZM158 185V186H159ZM163 185V186H162ZM180 185H182V184H180ZM190 185H192V183L190 184ZM190 185H188V183H187V186H190ZM193 185H194V183H193ZM192 185V186H193ZM202 185V184H201ZM204 185V184H203ZM48 186V185H47ZM55 186V185H54ZM113 186V185H112ZM250 185L248 184V186L247 187H249ZM264 186V185H263ZM20 187V186H19ZM58 187H60V186H58ZM72 187V186H71ZM102 187V186H101ZM100 187V188H101ZM114 187V186H113ZM116 187H118V186H116ZM184 187H186V186H184ZM199 188H198V190L200 189V185L198 186ZM51 188L53 189V187L51 186ZM63 188V187H62ZM115 188V187H114ZM136 188V187H135ZM166 188V187H165ZM187 188H189V187H187ZM186 188V189H187ZM194 188V187H193ZM1 189V190H2ZM16 189V188H15ZM14 189V190H15ZM65 189H67V188H65ZM104 189V192H105V188H103ZM109 189H111V188H109ZM113 189V188H112ZM152 189V188H151ZM184 189V188H183ZM182 189V190H183ZM196 189H197V185H196ZM243 189H246V188H243ZM21 190V189H20ZM46 190V189H45ZM49 190V189H48ZM54 190V189H53ZM56 190V189H55ZM114 190V189H113ZM112 190V191H113ZM134 190V189H133ZM153 190V189H152ZM190 190H191V188H190ZM201 190V189H200ZM199 190V191H200ZM202 190H203V188H202ZM215 190V191H214ZM3 191V190H2ZM1 191V192H2ZM58 192H59V190H57ZM69 191V190H68ZM137 191V190H136ZM151 191V190H150ZM154 191V190H153ZM164 191V190H163ZM197 191V190H196ZM239 191V192H238ZM243 191H246V190H243ZM242 191V192H243ZM249 191H251V190H249ZM258 195H262L263 196V198H264V189H262L260 186H259V188H258ZM4 192V191H3ZM9 192V191H8ZM11 192V191H10ZM13 192V191H12ZM49 192V191H48ZM107 192V191H106ZM135 192V191H134ZM144 192V191H143ZM192 192V191H191ZM193 192H194V190H193ZM241 192V193H242ZM247 192V191H246ZM32 193V192H31ZM30 193V194H31ZM45 193V192H44ZM54 193V192H53ZM66 193H67V191H66ZM136 193V192H135ZM156 192H154V194H155ZM174 193H176V192H174ZM195 193V192H194ZM199 193H201V191L199 192ZM198 192H197V194H199ZM245 193V192H244ZM250 193V192H249ZM253 193H250V194H253ZM17 194V193H16ZM19 194V193H18ZM43 194V193H42ZM45 194H47V193H45ZM49 194H50V192H49ZM52 194V193H51ZM58 194V193H57ZM56 194V195H57ZM60 194V193H59ZM58 194V195H59ZM138 194V193H137ZM142 194V193H141ZM180 194V193H179ZM184 194V193H183ZM196 194V195H197ZM243 194V193H242ZM256 194V193H255ZM256 194V195H257ZM7 195V194H6ZM33 195H35V194H33ZM54 195V194H53ZM55 195V196H56ZM64 195H65V193H64ZM139 195H140V193H139ZM138 195V196H139ZM254 195V194H253ZM15 196V195H14ZM17 196V195H16ZM20 196V195H19ZM36 196V195H35ZM38 196H39V194H38ZM41 196V195H40ZM60 196H61V194H60ZM126 196V195H125ZM124 196V197H125ZM128 196V195H127ZM127 196L125 197V200L122 202V204H121V202H120V204H119V202H118V205H123L124 204V202L127 200L126 198H127ZM134 196V195H133ZM148 195L146 194V197H147ZM165 196V195H164ZM240 196V195H239ZM238 196V197H239ZM246 196V195H245ZM251 196V195H250ZM249 196V194H248V197H250ZM1 197V196H0ZM5 197V196H4ZM13 197V196H12ZM12 197L10 196V199H11V201H12V203L14 202V199H12ZM49 197V196H48ZM106 197V196H105ZM123 197V198H124ZM131 197V196H130ZM129 197V198H130ZM153 197V196H152ZM183 196H180V195H178V194H172V195H170V196H165V197H162V196H159L158 198H156V199H154L152 202L150 201V202H146V203H144V201L141 203V205L139 206L138 204H136V205H138V207L137 208H135L137 211H140V215L138 214V216H136L135 217V219H139V221H141L140 219H143L142 221H144V223H146V225L148 226V230H146V231H143L144 230V228L145 227H143V230H138L137 228H136V230H135V225L139 222V221H135V219H134V222H136V224L134 225V228H131V229H127V228H124V227H127V226H122L123 228H121V232H120V230H118V232H116L117 234L115 235L116 237H115V239L113 240V242H115L116 241V243L115 244H119V243H122V245L124 244L125 246H129L128 248H130V247H133V246H136V247H144V248H148V250L150 249V251H149V253H148V255L149 256H147V257H137V258H135L134 260V263L135 264H263V263H254V262H249V261H246L245 259H243V260H245V261H243V260H241V259H239V258H235V257H233L232 255H228V254H224V253H220V252H213V250L211 251L210 249H207V248H205V247H202V246H200V245H198V244H192V241H191V243L190 242H186V241H184L183 239V241L182 240H180V239H178V238H176V239H174V238H171V237H169L170 235L169 234H167V229L166 230H164V228L163 229H161L159 226H161V225H158L159 224V222H158V220H159V216H158V212L161 210V208H160V205H162V204H164V205H166L165 204V202H167L168 201V203H170L171 202V200H172V202H173V200L175 199H177L179 202H182V203H184L185 202V199L183 200V198H182ZM189 197V196H188ZM241 198L243 197L242 195L240 196ZM247 197V196H246ZM256 197V196H255ZM46 198V197H45ZM107 198V197H106ZM122 198V199H123ZM128 198V199H129ZM137 198V197H136ZM145 198V197H144ZM148 198V197H147ZM18 199V198H17ZM19 199H20V197H19ZM42 199V198H41ZM55 199V198H54ZM59 199V198H58ZM142 199V198H141ZM189 199V198H188ZM1 200V199H0ZM3 200H4V198L2 199V202H3ZM16 200V199H15ZM21 200H22V198H21ZM35 200V199H34ZM57 200V199H56ZM135 200V199H134ZM137 200V199H136ZM140 200V199H139ZM148 200V199H147ZM152 200V199H151ZM176 200V201H177ZM220 200V199H219ZM249 200V199H248ZM46 201V200H45ZM96 201V200H95ZM121 201V200H120ZM129 201V200H128ZM170 201V202H169ZM221 201V200H220ZM227 201H229V199H224L223 201H221V205L222 204H224V205H226V202ZM6 201L4 200V203H5ZM19 202V201H18ZM43 202V201H42ZM47 202H48V200H47ZM50 202V201H49ZM97 202V201H96ZM131 202V201H130ZM141 202V201H140ZM255 202V201H254ZM3 203V204H4ZM7 203V202H6ZM8 203H9V200H8ZM15 203V202H14ZM13 203V204H14ZM16 203H17V201H16ZM20 203V202H19ZM36 203V202H35ZM98 203V202H97ZM126 203V202H125ZM186 205H188L189 207H191V210L192 211H194V212H199L198 210H201V209H197L198 208V206H195L194 204H193V200H192V202L191 201H189V200H187L186 199ZM250 203H252V201L250 202ZM18 204V203H17ZM33 204V203H32ZM43 204V203H42ZM45 204V203H44ZM50 204H52V203H50ZM58 204V203H57ZM127 204V203H126ZM172 204V203H171ZM253 204V203H252ZM251 204V205H252ZM9 205V204H8ZM41 205V204H40ZM49 205V204H48ZM56 204H54L53 203V206H55ZM97 205H99V203L97 204ZM100 205H101V203H100ZM103 205V204H102ZM105 205H106V203H105ZM108 205V204H107ZM115 205V204H114ZM113 205V206H114ZM117 205V204H116ZM135 205V204H134ZM133 205V206H134ZM135 205V206H136ZM164 205H163V207H164ZM168 205V204H167ZM191 205V206H190ZM263 205H264V199H263ZM6 206H7V204H6ZM10 206H11V204H10ZM18 206V205H17ZM33 206V205H32ZM127 206H128V204H127ZM177 206V205H176ZM187 206V208H189ZM16 207V206H15ZM19 207V206H18ZM50 207V206H49ZM95 207H96V205H95ZM116 207H118V206H116ZM123 207H125V206H123ZM165 207H167V206H165ZM164 207V209H166ZM225 207V206H224ZM11 208H13V205H12V207ZM43 208V207H42ZM101 209H103L102 207H100ZM99 208V209H100ZM105 208V207H104ZM121 208V207H120ZM130 208V207H129ZM170 208V207H169ZM177 208V207H176ZM185 208V207H184ZM226 208V207H225ZM9 209V208H8ZM7 209V210H8ZM23 209V208H22ZM44 209V208H43ZM54 209V208H53ZM58 209V208H57ZM110 209V208H109ZM127 209V208H126ZM160 209V210H159ZM163 209V210H164ZM190 209V208H189ZM188 209V210H189ZM6 210V211H7ZM14 210V209H13ZM41 210V209H40ZM55 210V209H54ZM135 210V211H136ZM171 210V209H170ZM170 210H169V213L167 214V213H165V211L163 212V213H165V214H167L168 216L166 217V219L168 220L167 222H170L171 223V225H172V228L174 229V230H177V229H181V228H183V227H181V224H184V223H181V221L179 222L178 221V219H180V216H179V218H177L176 220H175V215H174V217H172V218H174V220L172 219V218H170V220H169V215L171 214V212H170ZM209 210V209H208ZM17 211H18V209H17ZM17 211H15V212H17ZM20 211V210H19ZM25 211V210H24ZM44 211H45V209H44ZM47 211V210H46ZM104 211V210H103ZM103 211H102V213H103ZM113 211V210H112ZM120 211V210H119ZM118 211V212H119ZM133 211V210H132ZM22 212V211H21ZM41 212V211H40ZM55 212V211H54ZM92 212V211H91ZM93 212H94V214L96 213L97 215H95V217L97 218V219H93V218H95V217H89V218H87L88 216H86V220H81V221H84V222H81V223H86V225H89V224H92V223H94V225H95V227L98 229V227L100 226V224L102 223L101 221L103 220L102 219V215H101V213H99L100 212V210H97V211H94L93 210ZM98 212V213H97ZM105 212V211H104ZM134 212V211H133ZM166 212H168V210H166ZM178 212H181V211H178ZM190 212V211H189ZM196 212V213H197ZM205 213V217L206 218H208V220L209 221H214L215 219H217V220H219L218 221V223L220 224L219 226H221L222 225V228H223V226H227V222L225 221V223H223L222 224V222L223 221H221L218 217V215L217 214H212L213 212H210V211H204ZM28 213V212H27ZM31 213V212H30ZM43 213V212H42ZM108 213V212H107ZM120 213V212H119ZM121 213H122V211H121ZM120 213V214H121ZM123 213H124V211H123ZM126 213V212H125ZM162 213V211H160L159 212V214H161ZM175 213V212H174ZM186 213V212H185ZM218 213V212H217ZM13 214V213H12ZM16 214H19V213H16ZM39 214H41V213H39ZM47 214V213H46ZM48 214H49V212H48ZM50 214H52V213H50ZM127 214V213H126ZM128 214H130V213H128ZM172 214H173V212H172ZM7 215V214H6ZM37 215V214H36ZM42 215V214H41ZM53 215V214H52ZM98 215H100V216H98ZM182 216H183V214H181ZM185 215H187V214H185ZM216 215H217V217H216ZM10 216V215H9ZM13 216V215H12ZM14 216H16V215H14ZM43 216H44V214H43ZM50 216V215H49ZM54 216V215H53ZM58 216V215H57ZM91 216H94L93 214H91ZM119 216V215H118ZM124 216H126L127 217V215H124ZM181 216V217H182ZM25 217V216H24ZM23 217V218H24ZM39 217H40V215H39ZM46 217V216H45ZM44 217V218H45ZM165 216L163 215V218H164ZM171 217V216H170ZM176 217H178V215H176ZM17 218V217H16ZM20 218V217H19ZM18 218V219H19ZM36 218V217H35ZM53 218V217H52ZM51 218V219H52ZM56 218V217H55ZM83 218H85V217H83ZM25 219V218H24ZM32 219V218H31ZM37 219V218H36ZM59 219V218H58ZM57 219V220H58ZM65 218H63V220H64ZM107 219V217L105 218V220ZM111 219V218H110ZM120 219V218H119ZM130 219H131V217H130ZM161 219V218H160ZM172 219V220H171ZM182 219H183V217H182ZM1 220V219H0ZM14 220V219H13ZM17 220V219H16ZM23 220V219H22ZM28 220V219H27ZM43 220V219H42ZM42 220H38V221H42ZM47 220V219H46ZM56 220V222H58ZM60 220V219H59ZM108 220H109V218H108ZM112 220H114V219H112ZM162 220H164V219H162ZM24 221V220H23ZM45 221V220H44ZM55 221V220H54ZM91 221H93V222H91ZM131 221H133V219H131ZM142 221H141V223H142ZM29 222V221H28ZM50 222V221H49ZM79 222H80V220H79ZM188 222V221H187ZM34 223H35V220H34ZM42 223V222H41ZM55 223V222H54ZM78 223V222H77ZM80 223V224H81ZM107 223V222H106ZM141 223H139V224H141ZM170 223H169V225H170ZM33 224V223H32ZM31 224V225H32ZM39 224V223H38ZM50 224V223H49ZM113 224V223H112ZM2 225V224H1ZM27 225V224H26ZM40 225V224H39ZM83 225V224H82ZM93 225V224H92ZM105 225V224H104ZM110 225V224H109ZM128 225V224H127ZM138 225V224H137ZM192 225V224H191ZM190 225V226H191ZM262 225H263V223H262ZM25 226V225H24ZM41 226V225H40ZM43 226V225H42ZM50 226V225H49ZM51 226H52V224H51ZM80 225L78 224V227H79ZM103 226V225H102ZM115 226V225H114ZM165 226V225H164ZM168 226V225H167ZM2 227V226H1ZM7 227V226H6ZM26 227V226H25ZM32 227V226H31ZM37 227H39L38 225H37ZM43 227H45V226H43ZM87 227V226H86ZM93 227V226H92ZM117 227V226H116ZM193 227V226H192ZM76 228H77V225H76ZM76 228H74L71 232H74V230L76 231L77 229ZM82 228H84L83 226H82ZM81 227H80V229L81 230H83V232H84V230H87V229H82ZM88 228V227H87ZM105 228V227H104ZM110 228V227H109ZM128 228H129V226H128ZM184 228L186 229V230H184V232H186L187 231V229L188 228H190L189 226H184ZM195 228V227H194ZM13 229H15V228H13ZM30 229H33V230H35V228L33 227V228H30ZM37 229V228H36ZM48 229V231H49V227L47 228ZM52 229V228H51ZM100 229V228H99ZM112 229V228H111ZM134 229V230H133ZM196 229V228H195ZM39 230V229H38ZM45 230V229H44ZM11 231V230H10ZM94 231V230H93ZM171 231H173V230H171ZM189 231V230H188ZM190 231H192V228H191V230ZM194 231V230H193ZM192 231V232H193ZM196 231V230H195ZM14 232H16L17 233V231H14ZM34 232V231H33ZM38 232V231H37ZM41 232V231H40ZM45 232V231H44ZM77 232V231H76ZM79 232V234L78 235H80V231H78ZM89 232V231H88ZM95 232V231H94ZM98 232V231H97ZM97 232H96V234H97ZM174 232V231H173ZM183 232V231H182ZM1 233V232H0ZM47 233V232H46ZM92 233V232H91ZM99 233V232H98ZM172 233V232H171ZM198 233V232H197ZM20 234H21V232H20ZM43 234H45V233H43ZM72 235H73V233H71ZM70 234V235H71ZM74 234H75V232H74ZM88 234H90V233H88ZM93 234V233H92ZM195 232H194V234H193V237L194 238H196L195 237ZM4 235V234H3ZM17 236H18V234H16ZM71 235V236H72ZM95 235V234H94ZM93 235V236H94ZM172 235V234H171ZM188 235V234H187ZM186 235V236H187ZM198 235H199V233H198ZM0 236H1V234H0ZM9 236V235H8ZM11 236H12V234H11ZM13 236H15V235H13ZM24 236V235H23ZM44 236V235H43ZM76 236V235H75ZM74 236V237H75ZM80 236H82V235H80ZM79 236V237H80ZM175 236V235H174ZM200 236V235H199ZM33 237H35V235L33 236V234H31L30 233V231H28V233H27V235L25 236V238H28V240H26L25 238H23L24 239V241L26 240V241H28V243L29 244H31V245H33L34 244V242H35V240L36 239H34ZM70 237V236H69ZM68 237V238H69ZM83 237V236H82ZM184 237V236H183ZM6 238V237H5ZM4 238V239H5ZM14 238L15 237H13V240H14ZM33 238V239H32ZM35 238H37V237H35ZM72 239H73V237H71ZM76 238V237H75ZM74 238V240H76V239H78V238H76L75 239ZM110 238V237H109ZM113 238V237H112ZM193 238V239H194ZM1 239V238H0ZM10 239H11V237H10ZM18 239H19V237H18ZM23 239H21L20 238V241L21 240H23ZM85 239V238H84ZM91 239V238H90ZM104 239V238H103ZM192 239V238H191ZM45 240V239H44ZM68 240V239H67ZM69 240H71V239H69ZM74 240L72 241V242H74ZM79 240V239H78ZM92 240V239H91ZM15 241V240H14ZM82 241V240H81ZM9 242V241H8ZM6 243V244H4V241L3 240H0V246H1V248H0V264H14L15 263V261H16V257H17V259L19 258V257H21V252H22V250H21V248H22V246H21V248L19 247L21 244H20V242L18 243V245H16L17 247H12V248H10V246L13 244V242H12V244L9 242V243ZM42 242V241H41ZM67 241H66V239H65V242L64 243H66ZM78 242V241H77ZM76 242V243H77ZM80 242V241H79ZM89 242V241H88ZM117 242H119V243H117ZM194 242H196V241H194ZM21 243L23 244L24 242L23 241H21ZM26 243V242H25ZM24 243V244H25ZM38 243V242H37ZM62 243H63V241H62ZM68 243V242H67ZM75 243V245L77 246L78 244H76ZM83 243V242H82ZM81 243V244H82ZM90 243V242H89ZM96 243V242H95ZM23 244V245H24ZM41 244V243H40ZM84 244H86V242H84ZM94 244V243H93ZM114 243H113V245H115ZM5 246V248H4V246ZM30 245V246H31ZM35 245V244H34ZM66 245V244H65ZM73 245V244H72ZM103 245V244H102ZM109 245V244H108ZM13 246H15V245H13ZM67 246H70L69 244H67ZM79 246V245H78ZM88 246H89V244H88ZM93 246H96V245H93ZM98 246V245H97ZM110 246H112L111 245V243H110ZM116 246V245H115ZM117 246H120V248H122L123 246H121V244L120 245H117ZM3 247V248H2ZM19 248H20V250H21V252H20V250H19ZM25 248V247H24ZM61 248H62V246H61ZM65 247H64V245H63V249H64ZM69 248V247H68ZM73 248V247H72ZM72 248H69L71 251H73L72 250ZM94 248V247H93ZM127 248V249H128ZM140 248V249H141ZM39 249V248H38ZM67 248H65V250H66ZM75 249H77V248H75ZM78 249H79V247H78ZM77 249V250H78ZM81 249V248H80ZM85 249V248H84ZM95 249V248H94ZM118 249H119V247H118ZM118 249L116 250V247H115V250H116V252H118ZM123 249V248H122ZM4 250V251H3ZM31 250V249H30ZM77 250H74V252L75 253H77L78 251ZM106 250V249H105ZM109 250V249H108ZM121 250V249H120ZM125 250V249H124ZM62 249H61V253H62ZM69 251V250H68ZM89 251V250H88ZM95 251V250H94ZM130 251V250H129ZM64 252V251H63ZM65 252H67V251H65ZM70 252V251H69ZM112 252V251H111ZM114 252V251H113ZM122 252V251H121ZM124 252V251H123ZM128 252V250L126 251V253ZM82 255H83V252L81 251L80 252ZM125 253V254H126ZM133 253V252H132ZM21 254V255H20ZM23 254H24V252H23ZM58 254V253H57ZM62 254H64V253H62ZM67 254L70 256V254L67 252ZM72 254H74V253H72ZM80 254V255H81ZM104 254V253H103ZM123 254V253H122ZM134 254V253H133ZM146 254V253H145ZM59 255H60V253H59ZM68 255H66V257L68 256ZM76 255H78V253L76 254ZM81 255V256H82ZM96 255V254H95ZM114 255H116V254H114ZM118 255V254H117ZM131 255V254H130ZM129 255V256H130ZM137 255H138V253H137ZM24 256V255H23ZM73 257H74V255H72ZM79 256V255H78ZM81 256H79L78 258H77V256L76 257H74V259H75V261H76V259H82L81 258ZM107 256V255H106ZM121 256V255H120ZM127 256V255H126ZM235 256V255H234ZM55 257H58L57 255H55ZM54 257V258H55ZM60 257V256H59ZM62 257V256H61ZM73 257L71 258V259H73ZM83 257V256H82ZM104 257V256H103ZM133 257H135L134 255H133ZM63 258H65V257H63ZM83 258H85V256L83 257ZM115 258H116V256H115ZM124 258H125V256H124ZM123 258V259H124ZM57 259V258H56ZM60 258H58V260H59ZM101 259V258H100ZM104 259V258H103ZM117 259V258H116ZM119 259H120V257H119ZM129 259H131V257H129ZM18 260H20V259H18ZM39 260V259H38ZM52 260V259H51ZM57 260V261H58ZM63 260V259H62ZM133 260V259H132ZM263 260V259H262ZM54 261V260H53ZM56 261V260H55ZM60 261V260H59ZM66 261V260H65ZM65 261H62V262H64V263H62V264H65L66 262ZM74 261V262H75ZM79 261V260H78ZM94 261V260H93ZM102 260H100V262H101ZM73 262V261H72ZM74 262L72 263V264H74ZM79 262H81V261H79ZM82 262H83V260H82ZM97 262V261H96ZM119 262H120V260H119ZM126 262L127 263H125V264H128V261L126 260ZM54 263V262H53ZM60 262H58V264H59ZM88 263V262H87ZM93 263V262H92ZM129 263H132V262H130L129 261ZM134 263H132V264H134ZM17 264V263H16ZM19 264V263H18ZM26 264V263H25ZM52 264V263H51ZM55 264H57V263H55ZM71 264V263H70ZM79 264V263H78ZM95 264V263H94Z\"/></svg>",
    "mask_w": 264,
    "mask_h": 264
}]
</instances>
